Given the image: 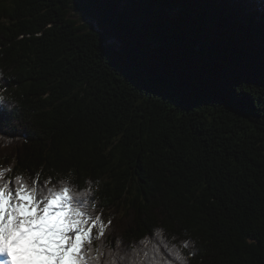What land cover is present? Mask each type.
<instances>
[{"label":"trees","instance_id":"16d2710c","mask_svg":"<svg viewBox=\"0 0 264 264\" xmlns=\"http://www.w3.org/2000/svg\"><path fill=\"white\" fill-rule=\"evenodd\" d=\"M0 97V170L80 193L92 264H264V0H0Z\"/></svg>","mask_w":264,"mask_h":264},{"label":"snow or ice","instance_id":"6c2138e0","mask_svg":"<svg viewBox=\"0 0 264 264\" xmlns=\"http://www.w3.org/2000/svg\"><path fill=\"white\" fill-rule=\"evenodd\" d=\"M5 175L0 170L3 264H92L96 259L89 255L93 228L101 218L90 217L79 206L80 193L64 184L58 190L48 187L46 194H41L36 179L29 184L19 175L14 178L13 188ZM105 232V225L100 223L96 240L102 239Z\"/></svg>","mask_w":264,"mask_h":264},{"label":"rangeland","instance_id":"374dc122","mask_svg":"<svg viewBox=\"0 0 264 264\" xmlns=\"http://www.w3.org/2000/svg\"><path fill=\"white\" fill-rule=\"evenodd\" d=\"M76 19L78 20L79 24H85V23L90 24L91 23L94 27H96V22L94 20H92V19L81 18V17H76ZM112 42H113V40H112Z\"/></svg>","mask_w":264,"mask_h":264},{"label":"bare ground","instance_id":"6f19581e","mask_svg":"<svg viewBox=\"0 0 264 264\" xmlns=\"http://www.w3.org/2000/svg\"><path fill=\"white\" fill-rule=\"evenodd\" d=\"M14 188V187H13ZM42 189H44V187L42 188ZM45 190V189H44ZM44 192V191H43ZM43 192H42V194H43ZM46 192V191H45ZM46 194V193H45Z\"/></svg>","mask_w":264,"mask_h":264}]
</instances>
